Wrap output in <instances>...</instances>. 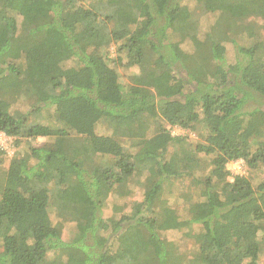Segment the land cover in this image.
<instances>
[{"label": "trees", "instance_id": "16d2710c", "mask_svg": "<svg viewBox=\"0 0 264 264\" xmlns=\"http://www.w3.org/2000/svg\"><path fill=\"white\" fill-rule=\"evenodd\" d=\"M185 1L0 0V133L17 147L48 140L4 171L0 264H263L264 181L227 166L264 167V24L244 21H264V0H206L227 21L204 36ZM114 44L116 64L136 69L132 84L109 64ZM166 125L205 135L192 145ZM133 180L143 200L105 218ZM183 229L190 260L163 238Z\"/></svg>", "mask_w": 264, "mask_h": 264}, {"label": "rangeland", "instance_id": "374dc122", "mask_svg": "<svg viewBox=\"0 0 264 264\" xmlns=\"http://www.w3.org/2000/svg\"><path fill=\"white\" fill-rule=\"evenodd\" d=\"M84 3L87 5V0H85ZM185 3L189 6L190 10L195 15V16H192V21H195V23L196 22L199 23V27L197 28H198V32L200 35L204 36L206 32L211 31L212 25L213 23H216V21H223V19L224 21H227L226 17H223V16L220 17L219 14H211L212 12L209 10L206 0H202V3L200 5H198V3L195 2L194 0H186ZM216 12H220L219 8L216 10ZM244 21H246V23H251V25H254V26L255 25L262 26L264 24V21H262L261 19H257V18H249V19L247 18ZM192 31L195 32L194 29ZM188 32L191 33L190 30H188ZM174 38L178 40L177 36H175ZM231 38L240 40V42L242 43L240 45H248L250 41H252L250 39H247L244 41L243 35L238 36V34L234 35L233 33L231 35ZM261 38L264 40V34L262 35L259 34L257 36V39H261ZM226 47H227V54H226L227 61L229 63H234L236 59V54H237L235 45H233L230 42H227ZM184 49L187 52H192L191 51L192 48L187 45L185 46ZM116 50H117V45L116 44L112 45L110 53L112 54V58L115 60V62L112 60V62L109 64L111 65V67L115 68L119 72L122 83L132 84L133 82L132 78L134 77L133 75L135 74L134 70L136 69H129V68L120 66L119 64H116V58H117ZM32 59L36 60L37 62H41L44 60V56L41 55V53H38V54L36 53L32 55ZM70 65L71 64L69 63L68 65H66V67ZM251 106H252V103H251ZM109 128L110 127L104 123L100 127L99 132L104 133V134H109L110 133ZM166 128L171 132L173 136L184 137L192 145H197L198 143L202 142L203 140L202 137L203 135H205L204 133L205 131L201 130L200 128L196 131L185 130L179 127H171L169 125H166ZM46 141L48 140L43 139V138L35 139V140H22L20 141L17 147L15 146L14 138H9L5 134L0 133V147L5 152V155L2 157L1 164H0V183L2 182L1 180L4 177V173L6 172L5 170L8 167L9 161L15 155L27 156L29 154L28 149L31 145H35V146L42 145ZM186 146H188V144H186ZM255 149H256V146L253 148V150ZM240 167H242L241 170H240ZM227 168L229 171H231L235 175H239L244 172V174L250 177L254 183L264 181V167L262 166H260L259 169L257 170L251 171V170H248L247 166L245 165L243 161H239V162L229 164ZM136 181L137 180H133V182H131L133 183L132 185L133 193L129 197H127L126 200L117 199V201H115L113 198L109 199L106 207L104 208L105 218H111V217L117 216L116 214L117 207L122 206L124 209L123 212L126 213L129 211V208H125L127 204L130 205V203L141 202L143 200V196H142L143 189H141V187L137 184L138 181L137 182ZM173 182H174L173 189L175 191L184 193L189 198H191L192 194L180 181H173ZM115 198H118V197H115ZM169 200L171 201V205L174 206L173 208L175 209L177 214L180 215V210H181L180 209L181 205L179 204L180 200L177 198H171V197H169ZM181 213H182V216L187 217L186 211H183ZM52 218L54 222L56 223L55 214H52ZM192 229L194 233L200 232V227L197 225H194ZM75 233L76 231H75V227L73 223L65 222L63 224L62 234H63L64 241L66 242L70 241L74 237ZM189 235H190V232L187 229L171 230V231L164 233L163 238H166L168 241H171L177 244L180 248L181 255L187 256V258L190 260L192 259L193 255L195 254L197 250L194 245V241H193L194 239H192ZM105 236L107 237L108 235L106 234ZM56 255L57 254L51 255V259H55ZM63 260L64 261L62 264L66 262V258H64ZM261 262L264 264V253H263Z\"/></svg>", "mask_w": 264, "mask_h": 264}, {"label": "built area", "instance_id": "2783aa9c", "mask_svg": "<svg viewBox=\"0 0 264 264\" xmlns=\"http://www.w3.org/2000/svg\"><path fill=\"white\" fill-rule=\"evenodd\" d=\"M239 162V161H238ZM242 167H240V170H241Z\"/></svg>", "mask_w": 264, "mask_h": 264}]
</instances>
